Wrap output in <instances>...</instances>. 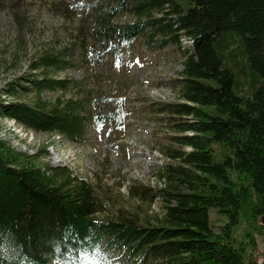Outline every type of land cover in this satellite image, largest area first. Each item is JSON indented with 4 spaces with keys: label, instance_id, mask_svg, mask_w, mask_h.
Returning <instances> with one entry per match:
<instances>
[{
    "label": "trees",
    "instance_id": "1",
    "mask_svg": "<svg viewBox=\"0 0 264 264\" xmlns=\"http://www.w3.org/2000/svg\"><path fill=\"white\" fill-rule=\"evenodd\" d=\"M102 3V18L110 16L104 29L124 45L141 38L147 47L155 39L178 49L182 38L190 43L178 99L156 108L174 133L159 144L169 160L157 172L163 185L133 187L158 200L162 212L152 221L125 210L98 220L90 188L46 176L26 157L0 150V264L43 262V249L62 261L68 254L75 264H259L253 251L254 231L264 234L257 222L264 216V0ZM116 15L128 20L109 24ZM32 85L38 91L30 103H0V116L77 142L90 111L72 99L43 100L42 88L53 87L46 79ZM125 117L120 99L105 111L114 129ZM211 210L222 224L211 221ZM241 221L249 230L239 241ZM64 246L69 250L57 251Z\"/></svg>",
    "mask_w": 264,
    "mask_h": 264
},
{
    "label": "rangeland",
    "instance_id": "2",
    "mask_svg": "<svg viewBox=\"0 0 264 264\" xmlns=\"http://www.w3.org/2000/svg\"><path fill=\"white\" fill-rule=\"evenodd\" d=\"M102 8V0H0V103H30L38 91L32 82L46 79L53 87L42 88L43 100L72 99L91 115L77 142L0 116V150L26 157L46 176L56 174L58 181L63 182V176L69 184L90 188L98 220L125 210L152 221L162 212L161 203L149 202L133 187L163 185L157 172L169 160L158 151L159 144L174 133L156 108L178 99L176 80L190 43L182 38L178 49L170 44L158 46L155 39L147 47L141 38L124 45L104 29L110 16L102 18ZM125 20L116 15L109 24ZM48 59L60 64L45 65ZM10 86H17L16 95L9 96ZM115 99L122 101L126 112L117 129L105 120V111ZM209 217L216 226L224 222L214 210ZM261 219H257L260 226ZM247 230L241 221L235 238L243 240ZM254 240L253 254L264 264V234L254 231ZM42 243L52 245L48 239ZM62 248L57 251L69 250ZM40 254L43 262L28 264H75L68 254L66 261L47 249Z\"/></svg>",
    "mask_w": 264,
    "mask_h": 264
},
{
    "label": "water",
    "instance_id": "3",
    "mask_svg": "<svg viewBox=\"0 0 264 264\" xmlns=\"http://www.w3.org/2000/svg\"><path fill=\"white\" fill-rule=\"evenodd\" d=\"M261 226H262V228L264 229V216H263L262 219H261Z\"/></svg>",
    "mask_w": 264,
    "mask_h": 264
}]
</instances>
